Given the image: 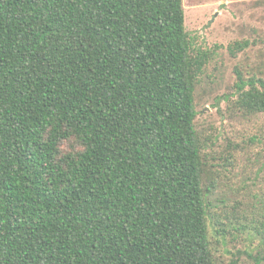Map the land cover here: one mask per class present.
I'll list each match as a JSON object with an SVG mask.
<instances>
[{
    "label": "trees",
    "instance_id": "trees-1",
    "mask_svg": "<svg viewBox=\"0 0 264 264\" xmlns=\"http://www.w3.org/2000/svg\"><path fill=\"white\" fill-rule=\"evenodd\" d=\"M212 56L183 0H0V264H223L195 125ZM236 92L264 115V77Z\"/></svg>",
    "mask_w": 264,
    "mask_h": 264
},
{
    "label": "rangeland",
    "instance_id": "rangeland-1",
    "mask_svg": "<svg viewBox=\"0 0 264 264\" xmlns=\"http://www.w3.org/2000/svg\"><path fill=\"white\" fill-rule=\"evenodd\" d=\"M183 3L192 50L213 52L195 90V125L206 170L219 178L210 195L214 252L223 264L235 259L238 264H264V142L260 140L264 115L244 116L233 104L238 97L237 71L246 78L252 73L264 77V0ZM246 40L250 44L244 50L231 53V47ZM253 135L259 140L250 142ZM228 150L234 165L225 168ZM222 198H227L225 203H220ZM217 221L223 223L225 233L215 232Z\"/></svg>",
    "mask_w": 264,
    "mask_h": 264
}]
</instances>
